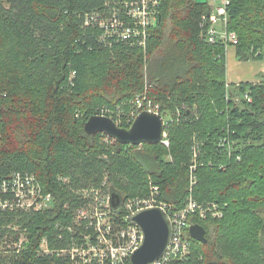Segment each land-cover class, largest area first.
<instances>
[{
    "label": "trees",
    "instance_id": "trees-1",
    "mask_svg": "<svg viewBox=\"0 0 264 264\" xmlns=\"http://www.w3.org/2000/svg\"><path fill=\"white\" fill-rule=\"evenodd\" d=\"M103 2L0 0V186L14 172L32 173L54 198L51 209L0 212V244L15 226L29 241L0 264H66L36 249L84 203L80 191L144 197L151 182L176 208L192 189L198 202L224 210L192 219L207 237H190L194 264H264V81L231 84L227 96L226 45L202 34L207 4L165 0L145 50L104 47L97 30L82 25L81 14ZM227 29L238 35L239 60L264 61V0H231ZM246 91L251 102L234 100ZM143 93L168 115L170 147L86 133L102 106L129 127Z\"/></svg>",
    "mask_w": 264,
    "mask_h": 264
},
{
    "label": "built area",
    "instance_id": "built-area-1",
    "mask_svg": "<svg viewBox=\"0 0 264 264\" xmlns=\"http://www.w3.org/2000/svg\"><path fill=\"white\" fill-rule=\"evenodd\" d=\"M103 4L83 15L82 25L96 29V39L104 46L128 44L146 50L152 35V28L161 16V8L165 0H103ZM231 0H208L207 11L202 14V34L209 42H223L226 48L238 44V35L228 31V6ZM228 94L231 84L227 83ZM253 97L248 91L236 95L234 100ZM134 108L126 117L130 127L142 111H151L163 116L167 123L168 115L161 113V106L147 94L139 95L134 101ZM97 115L117 117L119 124L121 115L114 116L105 106L99 108ZM162 143L170 147V139L165 130ZM227 144V139L221 142ZM143 144H140V146ZM229 144V151H231ZM198 146L194 148L197 156ZM191 166L192 185H194V168ZM150 193L144 197L123 198L118 208H113L111 193L101 189H84L79 192L84 203L74 210L68 221L58 220L53 236H43L36 254L40 257L56 256L66 264H132V254L140 247L143 233L139 226L128 221L130 215L147 207H161L169 215L173 234L166 252L153 264H194V250L190 240L192 219L209 216L221 218L224 210L216 202L200 203L189 191L185 205L176 208L173 203L161 199V188L151 182ZM54 198L43 190L35 174L14 172L4 179L0 186V212L42 211L51 209ZM15 236H5L0 244V257L17 255L28 246L26 229L11 227Z\"/></svg>",
    "mask_w": 264,
    "mask_h": 264
},
{
    "label": "water",
    "instance_id": "water-1",
    "mask_svg": "<svg viewBox=\"0 0 264 264\" xmlns=\"http://www.w3.org/2000/svg\"><path fill=\"white\" fill-rule=\"evenodd\" d=\"M196 2L205 5L208 0ZM166 125L161 114L145 110L130 127L119 125L112 117L96 114L88 118L84 129L88 134L104 133L122 144L140 145L162 142ZM122 200L119 192H111L113 208H118ZM128 221L139 226L143 233L140 247L132 254V264H153L166 252L172 238L173 227L168 213L161 207H147L130 215ZM190 235L200 242L207 241L206 229L200 223L190 225Z\"/></svg>",
    "mask_w": 264,
    "mask_h": 264
},
{
    "label": "crops",
    "instance_id": "crops-1",
    "mask_svg": "<svg viewBox=\"0 0 264 264\" xmlns=\"http://www.w3.org/2000/svg\"><path fill=\"white\" fill-rule=\"evenodd\" d=\"M227 81L238 85L242 82L259 83L264 81V61H242L237 57L236 47L227 48Z\"/></svg>",
    "mask_w": 264,
    "mask_h": 264
},
{
    "label": "rangeland",
    "instance_id": "rangeland-1",
    "mask_svg": "<svg viewBox=\"0 0 264 264\" xmlns=\"http://www.w3.org/2000/svg\"><path fill=\"white\" fill-rule=\"evenodd\" d=\"M231 90H232V88H231ZM168 117V116H167ZM88 189V188H87ZM81 195V194H80Z\"/></svg>",
    "mask_w": 264,
    "mask_h": 264
}]
</instances>
